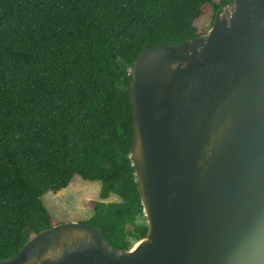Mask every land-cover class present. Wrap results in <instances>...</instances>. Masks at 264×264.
Masks as SVG:
<instances>
[{
  "label": "water",
  "instance_id": "1",
  "mask_svg": "<svg viewBox=\"0 0 264 264\" xmlns=\"http://www.w3.org/2000/svg\"><path fill=\"white\" fill-rule=\"evenodd\" d=\"M130 75L144 237L119 251L64 222L0 264H264V0H232L206 34L146 49Z\"/></svg>",
  "mask_w": 264,
  "mask_h": 264
},
{
  "label": "trees",
  "instance_id": "2",
  "mask_svg": "<svg viewBox=\"0 0 264 264\" xmlns=\"http://www.w3.org/2000/svg\"><path fill=\"white\" fill-rule=\"evenodd\" d=\"M232 0H0V259L61 223L44 195L99 182L86 222L127 251L147 227L131 165L137 56L201 35ZM110 195L119 201L104 203Z\"/></svg>",
  "mask_w": 264,
  "mask_h": 264
},
{
  "label": "rangeland",
  "instance_id": "3",
  "mask_svg": "<svg viewBox=\"0 0 264 264\" xmlns=\"http://www.w3.org/2000/svg\"><path fill=\"white\" fill-rule=\"evenodd\" d=\"M209 16L202 17L196 24L202 34H206L210 29ZM99 182L84 181L78 176H74L68 187L57 194L48 193L44 195L43 202L52 217L64 222H86L92 215V208L99 202ZM119 199L115 195H110L104 203L117 202ZM24 234L30 238L29 230H24Z\"/></svg>",
  "mask_w": 264,
  "mask_h": 264
},
{
  "label": "bare ground",
  "instance_id": "4",
  "mask_svg": "<svg viewBox=\"0 0 264 264\" xmlns=\"http://www.w3.org/2000/svg\"><path fill=\"white\" fill-rule=\"evenodd\" d=\"M135 245V244H134Z\"/></svg>",
  "mask_w": 264,
  "mask_h": 264
}]
</instances>
